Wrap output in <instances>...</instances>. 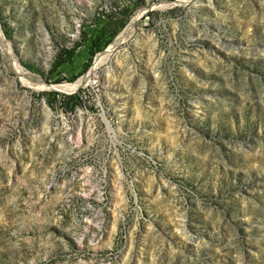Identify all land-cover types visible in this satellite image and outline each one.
<instances>
[{"label": "rangeland", "instance_id": "rangeland-1", "mask_svg": "<svg viewBox=\"0 0 264 264\" xmlns=\"http://www.w3.org/2000/svg\"><path fill=\"white\" fill-rule=\"evenodd\" d=\"M0 0V264H264V0ZM171 3L166 8H156Z\"/></svg>", "mask_w": 264, "mask_h": 264}, {"label": "bare ground", "instance_id": "bare-ground-1", "mask_svg": "<svg viewBox=\"0 0 264 264\" xmlns=\"http://www.w3.org/2000/svg\"><path fill=\"white\" fill-rule=\"evenodd\" d=\"M193 0H178L176 4H187ZM171 3H161L156 5V8H166L171 6ZM144 10L138 11L133 17L131 23L125 28V30L118 35L115 41L108 46L106 50L99 53L94 60L93 66L89 72H87L83 77L78 79L76 82L70 85H58V86H48L43 80L36 75L31 74L25 70L19 63V59L13 54L11 44L5 40L2 31L0 30V48L3 49L4 58L10 70L21 80L23 85L29 86L34 90H57V91H71L76 92L80 87L88 85L91 81L92 71L99 68L103 64L113 60L117 53L120 51L121 47L131 41L136 35L135 23L140 18ZM116 55V56H115Z\"/></svg>", "mask_w": 264, "mask_h": 264}]
</instances>
